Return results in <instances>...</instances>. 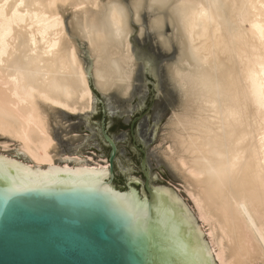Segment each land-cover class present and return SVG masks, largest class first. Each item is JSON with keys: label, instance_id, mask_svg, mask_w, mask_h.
I'll return each mask as SVG.
<instances>
[{"label": "bare ground", "instance_id": "6f19581e", "mask_svg": "<svg viewBox=\"0 0 264 264\" xmlns=\"http://www.w3.org/2000/svg\"><path fill=\"white\" fill-rule=\"evenodd\" d=\"M131 22L173 58L180 104L163 155L207 227L214 261L264 264V0H0L1 148L12 144L37 165L105 168L104 181L107 163L55 162L49 113L91 110L89 75L100 92L128 95ZM76 39L87 44L89 71Z\"/></svg>", "mask_w": 264, "mask_h": 264}, {"label": "water", "instance_id": "95a60500", "mask_svg": "<svg viewBox=\"0 0 264 264\" xmlns=\"http://www.w3.org/2000/svg\"><path fill=\"white\" fill-rule=\"evenodd\" d=\"M155 47L153 56L171 57ZM100 132L109 147V181H102L105 168L37 165L15 149L2 152L33 167L0 155V264H216L175 190L165 182L160 189L149 184L144 153L146 197L138 181L124 190L111 184L117 146L103 118Z\"/></svg>", "mask_w": 264, "mask_h": 264}, {"label": "rangeland", "instance_id": "374dc122", "mask_svg": "<svg viewBox=\"0 0 264 264\" xmlns=\"http://www.w3.org/2000/svg\"><path fill=\"white\" fill-rule=\"evenodd\" d=\"M122 1L126 2V0ZM70 16L71 10L65 11L63 14L64 29L68 36H70L68 23ZM131 23L130 43L137 65L130 92L126 97L116 90H111L107 93L94 90L93 79L89 75L90 87L93 89V107L91 110L83 112L85 117L82 119H69L58 112L49 113L51 136L56 145L55 152L57 156L55 162L62 164L68 157H81V154L87 155V151L95 154L96 157L94 159L91 155L86 156L87 159L94 161V163L99 159L106 161L104 157L107 156L109 148L101 141L99 133L100 114L102 107H104L106 109L105 124L108 130L114 124V120L119 117H122L121 122L125 126L113 134L118 146L119 160L117 164L118 173L113 176L111 184L117 189L124 190L126 183L135 180L140 183L144 196H147L143 189L145 179L141 168L142 156L130 143V135L133 130L135 138L141 143L143 148L144 168L149 176V184L154 188L160 189L161 182H165L175 190L176 194L184 201L196 218L197 224L210 248L207 238V227L201 224L195 209H193L192 201L187 192H185L184 183L168 165L163 155V149L169 144L164 140V134L167 131L166 127H168L167 121L169 116L171 117L172 113L179 109L177 107L180 104L179 94L172 88L167 70V66L170 64L169 62H173V58L153 56V54L158 53L155 47V36L145 26H143V35L139 36L137 24ZM75 44L85 68L89 71L92 62L86 42L76 39ZM85 54L89 57L90 62L85 59ZM150 72L152 75H150ZM150 83H154L156 87L152 89ZM131 126L133 127L131 128ZM2 141L3 139L0 138V142ZM63 141L64 143H61V145L60 142ZM13 149L16 150L12 144L7 149H2L0 145V153ZM70 151L74 155H63ZM61 157L63 162L59 163L58 159ZM99 164L104 165L105 163ZM109 179L110 177L107 175L105 180L109 181Z\"/></svg>", "mask_w": 264, "mask_h": 264}, {"label": "flooded vegetation", "instance_id": "af4514ba", "mask_svg": "<svg viewBox=\"0 0 264 264\" xmlns=\"http://www.w3.org/2000/svg\"><path fill=\"white\" fill-rule=\"evenodd\" d=\"M63 111H64V110H63ZM104 111L106 112V109H105L104 107H102L101 114H100V115H101L100 122H101V119L103 118V119H104V124H105L106 114L103 115V112H104ZM66 112H67V111H66ZM68 113H69V112H68ZM121 118H122V117H119L118 119L114 120V124L112 125V127L110 128V130L107 129L106 124H105V130H106L107 134L110 135L111 138H112L113 140H114V138H113V134L116 133L118 129L125 127V126L122 124V122H121ZM100 122H99V131H100ZM132 127H133V126H131V128H132ZM99 133H100V135H101V132H99ZM101 141L104 143V141H103V139H102V136H101ZM114 141H115V140H114ZM61 143H64V141H63V142H60V144H61ZM130 143L133 145V147H134V148H135V149L141 154V156H142V154H143V148H142V145H141V143H140L139 141H137V139L135 138V135H134L133 130L131 131V135H130ZM61 145H62V144H61ZM106 146H107V145H106ZM116 146H117V144H116ZM108 148H109V147H108ZM64 151H65V150H64ZM108 152H109V150H108ZM63 153H64V152H63ZM71 153H72V151L68 152L67 154H63V155H71V156L74 155V154H71ZM86 153H87V155H91V156L93 157V159L96 157L95 154H94L93 152L87 151ZM87 155H86V154H85V155H84V154H81V157L83 158V160H84L86 163H88V164H94V161H91L90 159H87V157H86ZM107 157H108V154H107L106 157H104V158L106 159V161H103V160L99 159V160H97V162H98V163H107V165H108ZM118 160H119V154H118V146H117V155H116V158H115L114 163H113V165H114V175L118 173V171H117ZM58 162H59V163H62V162H63L62 157L58 159ZM69 162H70V163H69ZM67 163H68L69 165H71L73 162L70 161V160H68Z\"/></svg>", "mask_w": 264, "mask_h": 264}]
</instances>
